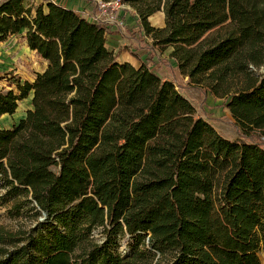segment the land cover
<instances>
[{"label":"trees","instance_id":"1","mask_svg":"<svg viewBox=\"0 0 264 264\" xmlns=\"http://www.w3.org/2000/svg\"><path fill=\"white\" fill-rule=\"evenodd\" d=\"M87 1L96 14L114 0ZM117 2L152 52L170 48L188 83L223 98L241 135L197 114L173 78L119 60L112 22L54 0H0V42L21 35L45 61L0 87V115L31 94L0 127V208L33 220L0 224V264H260L264 0ZM157 11L161 26L148 20Z\"/></svg>","mask_w":264,"mask_h":264},{"label":"rangeland","instance_id":"2","mask_svg":"<svg viewBox=\"0 0 264 264\" xmlns=\"http://www.w3.org/2000/svg\"><path fill=\"white\" fill-rule=\"evenodd\" d=\"M42 0H29L30 3L38 4ZM69 6L80 8L81 13L90 16L98 15L102 18H109L113 23L114 32L106 34V45L117 53L119 60H129L137 65L140 61H145L151 69L164 77H171L175 80L178 89L195 105L196 113L201 114L224 136L237 138L240 136L239 128L234 124V120L226 107L223 98L216 97L209 90L198 88L188 83V77L180 73L176 62L169 57L170 48L163 51L152 52L149 47L151 39L145 35L141 29L139 18L136 12L128 5H123L117 0L111 3H105L101 11L93 14V2L79 0L80 4H75L74 0H59ZM78 2V0H76ZM90 12L86 11L87 6ZM162 11H157L151 18L150 23L155 26H161L164 23ZM9 40L0 43V87H8V76L18 75L21 80H31L36 70H41L45 61L42 60L34 50H30L25 44L22 36L18 34L11 35ZM259 72L264 70V65L257 69ZM9 72V74H8ZM31 94L19 101L15 111L11 114L0 115V127L10 126L23 116L26 108L31 106ZM253 138L264 143V129L255 130ZM246 139L245 136H243ZM43 220V216L38 217ZM31 219H16L10 217L4 207L0 208V224H3L11 231H14L19 225H32ZM95 236L100 237V229H95ZM126 239V238H125ZM128 249L124 241L120 242L119 250ZM260 264H264V243L258 253Z\"/></svg>","mask_w":264,"mask_h":264},{"label":"crops","instance_id":"3","mask_svg":"<svg viewBox=\"0 0 264 264\" xmlns=\"http://www.w3.org/2000/svg\"><path fill=\"white\" fill-rule=\"evenodd\" d=\"M54 1L59 2V3H62V4L65 5L66 7H69V8H72V9L76 10L78 13H80V14L83 15V16H87L86 14L81 13L79 7H76V6H69V5H67L66 3H63L62 1H59V0H54ZM74 3H75V4H80V1L78 0V2H77L76 0H74ZM85 5L87 6V8H86V11H84V12H90V10L88 11V9H90L91 7H90L89 5H87V3H86ZM87 17H88V16H87ZM89 17H90V16H89ZM90 18H91V17H90ZM12 35H14V34H12ZM20 36H21V35H20ZM10 37H12V36H11V35L8 36V38H7L6 40L1 41V42H5V41L9 40ZM22 38H23V37H22ZM23 40H24V38H23ZM1 42H0V43H1ZM25 44H26V43H25ZM167 78H169V77H167ZM3 114H5V113H3ZM3 114H1V115H3Z\"/></svg>","mask_w":264,"mask_h":264},{"label":"built area","instance_id":"4","mask_svg":"<svg viewBox=\"0 0 264 264\" xmlns=\"http://www.w3.org/2000/svg\"><path fill=\"white\" fill-rule=\"evenodd\" d=\"M107 3H111V2H107ZM91 20H96V21H99V22H103V21H110L111 20L109 18H102L101 16H98V15H94V16H91Z\"/></svg>","mask_w":264,"mask_h":264},{"label":"water","instance_id":"5","mask_svg":"<svg viewBox=\"0 0 264 264\" xmlns=\"http://www.w3.org/2000/svg\"><path fill=\"white\" fill-rule=\"evenodd\" d=\"M164 15V14H163Z\"/></svg>","mask_w":264,"mask_h":264}]
</instances>
